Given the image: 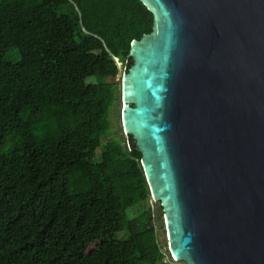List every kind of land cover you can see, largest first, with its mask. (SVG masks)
I'll use <instances>...</instances> for the list:
<instances>
[{
    "label": "trees",
    "instance_id": "trees-1",
    "mask_svg": "<svg viewBox=\"0 0 264 264\" xmlns=\"http://www.w3.org/2000/svg\"><path fill=\"white\" fill-rule=\"evenodd\" d=\"M151 29L140 0H0V264H170L153 208L130 216L139 157L103 141L113 57Z\"/></svg>",
    "mask_w": 264,
    "mask_h": 264
},
{
    "label": "water",
    "instance_id": "water-1",
    "mask_svg": "<svg viewBox=\"0 0 264 264\" xmlns=\"http://www.w3.org/2000/svg\"><path fill=\"white\" fill-rule=\"evenodd\" d=\"M119 80L128 151L184 264H264V0H140Z\"/></svg>",
    "mask_w": 264,
    "mask_h": 264
},
{
    "label": "rangeland",
    "instance_id": "rangeland-1",
    "mask_svg": "<svg viewBox=\"0 0 264 264\" xmlns=\"http://www.w3.org/2000/svg\"><path fill=\"white\" fill-rule=\"evenodd\" d=\"M83 26L84 30H88L91 27V24L89 22L83 21L81 23ZM123 72V68H121L119 65L116 66V70L114 74H111L110 77H107L108 79L112 81H119L120 76ZM46 116V115H45ZM108 123H109V129H108V136L103 138V141H106L108 138H116L120 137V134L122 133L124 136V132L121 131L122 127L120 124V114H119V97L116 92V88L114 89V96L112 97L111 100V105H110V110L108 113ZM121 134V135H122ZM134 157H138L132 153ZM158 201H152L151 199L147 201V203H143L136 206L130 211V216L133 214H136L140 212L147 204H149L153 208V215L154 217V224L157 229V240L159 241L160 245L162 246L163 250L167 252V242L165 241L166 239V234H165V227H164V222H163V213L160 212V208H158ZM159 216V217H158ZM108 243H112L110 238L107 240ZM170 255V254H169ZM168 255V256H169ZM169 259V258H168ZM170 264H183L182 261H177L174 260L172 257L170 258ZM168 263V262H167Z\"/></svg>",
    "mask_w": 264,
    "mask_h": 264
},
{
    "label": "built area",
    "instance_id": "built-area-1",
    "mask_svg": "<svg viewBox=\"0 0 264 264\" xmlns=\"http://www.w3.org/2000/svg\"><path fill=\"white\" fill-rule=\"evenodd\" d=\"M113 60H114V62H115V65L118 66L119 63H118L117 59L113 57ZM150 199H151V198H150ZM152 217H153V215H152ZM152 226H153L155 229L157 228V227L155 226V224H154V219H152ZM165 241H166V239H165Z\"/></svg>",
    "mask_w": 264,
    "mask_h": 264
}]
</instances>
